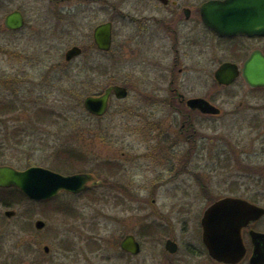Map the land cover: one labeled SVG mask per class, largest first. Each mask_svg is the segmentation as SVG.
<instances>
[{
	"label": "flooded vegetation",
	"instance_id": "obj_1",
	"mask_svg": "<svg viewBox=\"0 0 264 264\" xmlns=\"http://www.w3.org/2000/svg\"><path fill=\"white\" fill-rule=\"evenodd\" d=\"M217 3L223 8L211 9ZM206 6L210 9L204 12ZM2 7L4 13L9 10ZM14 11L21 12L24 22L12 29L5 19ZM205 14L220 17V26L208 23ZM239 15L233 0H143V20L133 18L142 23L135 35L140 41L135 54L143 57L138 89L134 83L116 82V57L129 48L134 35L118 45L115 13L93 28L91 44L75 41L69 47L81 49L74 59L96 51L88 69L96 86L82 88L85 98L101 96L115 85L128 92L118 98L112 91L109 108L100 116L87 110L84 98L83 107L91 116L105 117L114 99L126 100L132 90L142 99L143 106L130 107L125 118L132 114L143 127V202L135 204L141 211L139 227L132 231L133 213L127 212L132 207L126 202L131 186L121 179L126 165L109 158L113 181L106 186L94 173L80 171L91 178L85 189L60 195H90L88 206L78 211L77 202L59 203L66 223L62 233L53 236L68 264H264V27L243 32ZM106 22L112 23L111 45L103 50L94 33ZM3 24L19 31L30 21L18 6L5 15ZM105 55L108 62L101 58ZM15 190L22 193L0 187L7 217L0 213V264H67L50 258L49 245L41 249L50 239L45 235L52 236L46 205L53 199L26 198L40 206L28 213L33 224L19 225L14 239H5L3 224L18 214L5 194ZM258 208L263 214L256 217ZM244 217L252 218L243 224ZM72 221L80 223V235L73 236L72 225H66ZM22 229L33 233L16 232ZM88 254L92 260L87 261Z\"/></svg>",
	"mask_w": 264,
	"mask_h": 264
},
{
	"label": "rangeland",
	"instance_id": "obj_2",
	"mask_svg": "<svg viewBox=\"0 0 264 264\" xmlns=\"http://www.w3.org/2000/svg\"><path fill=\"white\" fill-rule=\"evenodd\" d=\"M2 6L9 7V10L4 13ZM18 6L25 9L30 24L22 30L10 31L5 28L3 20L9 11ZM113 11L118 45H125L129 36L134 35L126 45L129 48H123L125 53L116 57L115 77L118 80H115L118 83H134L133 88L138 89L142 85L139 80L143 57L135 54L140 42L135 35L139 34V25L142 24L138 21L143 20V0L0 1V103L13 102L18 108L14 112L0 114V164H10L18 169L43 165L57 170L53 168L57 151H64L66 155V150H73L79 155L78 159L72 162H67L66 157L58 159L64 168L61 172H92L106 186L113 181L109 158L118 159L126 165L121 179L131 186L130 193L126 194V202L132 207L127 212L133 213L129 222V228L133 231L139 227L141 211L135 208L140 205L135 204L143 202V127L139 121L136 123V119H131L132 114L127 119L125 117H128L130 107L143 106L142 99L132 90L126 100L115 98L110 113L105 117L98 119L91 116L83 107L87 94L82 92V88L87 91L95 89L96 83L92 81L93 75L89 74L88 69L96 57V51L90 49L83 57L70 62L65 60L67 48L75 41L92 43L93 28L109 20L114 15ZM133 18L140 20L134 21ZM101 58L107 61V55ZM42 108L51 113L50 118L44 117V121L37 117ZM17 126L29 130L30 135L24 133V138H19L22 136L15 133ZM125 154L130 155L128 159ZM60 196L46 205L51 211L48 221L52 236L45 235L51 240L43 241L41 249L49 245L50 258L58 263H67L68 260L58 248L60 244L53 237L62 233L66 223L58 211V204L63 200L77 202L79 211L81 206H88L85 202L90 195L79 199ZM14 207L18 211L16 219L6 220L3 224L2 232L6 240L14 239L12 233L19 225L28 224L30 227L33 217L28 213L31 208L38 210L40 206L24 201ZM5 209L0 205L2 215ZM72 222L66 225H72L75 231L73 236L80 235V223ZM46 231L39 234L44 235ZM16 232L23 235L33 233L32 230ZM41 235L39 240L42 241ZM87 258V261L93 259L89 254ZM71 261H75V258Z\"/></svg>",
	"mask_w": 264,
	"mask_h": 264
},
{
	"label": "water",
	"instance_id": "obj_3",
	"mask_svg": "<svg viewBox=\"0 0 264 264\" xmlns=\"http://www.w3.org/2000/svg\"><path fill=\"white\" fill-rule=\"evenodd\" d=\"M238 3L240 15L238 18V27L243 32L262 31L264 27V0H233V3ZM223 4H213L211 9H222ZM206 6L204 12L209 10ZM204 19L212 24L215 28L220 26V17H210L205 14ZM214 21V23H213ZM24 18L21 12L14 11L6 16V26L12 29L19 28L23 25ZM95 39L98 46L103 50H108L111 45L112 23L106 22L100 24L95 29ZM81 53L78 46L69 48L65 53L66 60H71ZM114 91L118 98H125L128 95L127 89L124 86L115 85L108 88L105 94L101 96L89 95L85 98L84 105L87 110L95 115H103L109 107V98ZM91 180L87 173H76L64 175L60 172L42 167L33 166L26 170H17L10 165H0V186L1 187H17L24 191L27 196L34 199L52 198L58 195L63 190L79 192L86 187V184ZM14 211H9L12 215ZM263 214V210H256V217ZM252 217H244L243 224ZM42 222L38 223L41 227ZM242 226V224H239ZM132 238H128L130 241Z\"/></svg>",
	"mask_w": 264,
	"mask_h": 264
},
{
	"label": "trees",
	"instance_id": "obj_4",
	"mask_svg": "<svg viewBox=\"0 0 264 264\" xmlns=\"http://www.w3.org/2000/svg\"><path fill=\"white\" fill-rule=\"evenodd\" d=\"M17 106L15 105V103L13 102H10V103H3L1 104L0 103V114H5V113H9V112H14L16 111ZM48 111L50 110H46V109H39L38 113H37V117H38V120L40 121H44V117L46 116V118H50L51 116V113H49ZM15 133L19 134L18 136H22V137H19V138H24V136H28L30 135V131L21 127V126H17L16 129H15ZM25 133V135H24ZM58 155L56 157V159L54 160L53 162V168L57 169L58 171H64V168L62 166V162L60 160H58L59 158L61 157H66L67 159V162H72L74 161L75 159H78L79 155H77L76 152H74L73 150H66V155L64 154L65 152H60V151H57ZM17 192H14V191H11V192H7L5 194V197L7 200L8 203H11L13 205H17V204H20L22 203L26 197L23 193H20L18 194V190H15Z\"/></svg>",
	"mask_w": 264,
	"mask_h": 264
}]
</instances>
